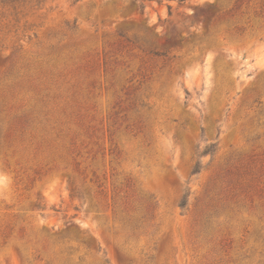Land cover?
Segmentation results:
<instances>
[{"label": "rangeland", "instance_id": "rangeland-1", "mask_svg": "<svg viewBox=\"0 0 264 264\" xmlns=\"http://www.w3.org/2000/svg\"><path fill=\"white\" fill-rule=\"evenodd\" d=\"M0 264H264V0H0Z\"/></svg>", "mask_w": 264, "mask_h": 264}, {"label": "trees", "instance_id": "trees-1", "mask_svg": "<svg viewBox=\"0 0 264 264\" xmlns=\"http://www.w3.org/2000/svg\"><path fill=\"white\" fill-rule=\"evenodd\" d=\"M215 152H216V144H211V145H208L205 147L202 155H208V154L213 155ZM200 169H201L200 163H197L195 166L194 173H199ZM186 205H187V201L185 200L182 202V207L184 208V207H186Z\"/></svg>", "mask_w": 264, "mask_h": 264}]
</instances>
